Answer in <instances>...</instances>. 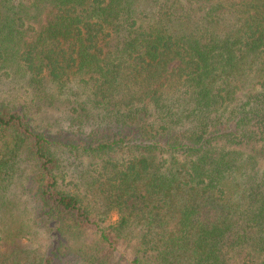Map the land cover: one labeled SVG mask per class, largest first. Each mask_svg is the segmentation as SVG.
<instances>
[{"label": "trees", "instance_id": "obj_1", "mask_svg": "<svg viewBox=\"0 0 264 264\" xmlns=\"http://www.w3.org/2000/svg\"><path fill=\"white\" fill-rule=\"evenodd\" d=\"M11 66L75 81L103 110L109 129L72 146L102 163L75 179L0 104V188L24 153L56 244L74 240L81 264H115L127 242L130 264H264V0H0ZM3 232L0 264H56V248Z\"/></svg>", "mask_w": 264, "mask_h": 264}, {"label": "rangeland", "instance_id": "obj_2", "mask_svg": "<svg viewBox=\"0 0 264 264\" xmlns=\"http://www.w3.org/2000/svg\"><path fill=\"white\" fill-rule=\"evenodd\" d=\"M177 67L178 63H173L170 70ZM0 104L23 115L32 129L54 143L53 151L60 158L64 171L68 169L72 177L77 179L83 173L96 174L102 159L84 156L82 151L73 150L72 146L81 144L83 140L89 141L91 132L98 130L100 125L107 130L109 128L105 123H98L102 122L103 110L92 103L90 93L75 81L61 89L45 74L33 79L17 66L0 68ZM108 133L111 130L102 132ZM106 158L116 160L119 157ZM35 175L34 162L24 153L20 154L9 179L0 188V229L4 230L3 236L8 237L9 234L12 241L19 235V250L27 249V252L38 255H48L56 248V264H81L74 240L63 238L56 244L57 237L53 236L51 224L41 214ZM117 221L118 216L112 213L104 226ZM88 233L94 234V231L88 230ZM138 247L136 242L119 245L113 255L115 264H130L138 256ZM149 264H158L157 259L152 258Z\"/></svg>", "mask_w": 264, "mask_h": 264}]
</instances>
